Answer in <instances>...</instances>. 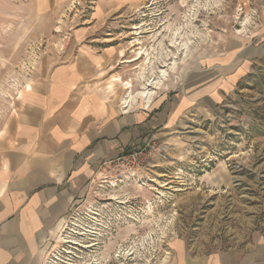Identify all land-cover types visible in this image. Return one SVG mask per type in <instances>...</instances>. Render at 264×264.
I'll list each match as a JSON object with an SVG mask.
<instances>
[{
	"label": "rangeland",
	"instance_id": "374dc122",
	"mask_svg": "<svg viewBox=\"0 0 264 264\" xmlns=\"http://www.w3.org/2000/svg\"><path fill=\"white\" fill-rule=\"evenodd\" d=\"M40 7L37 0H0V126L32 79L78 49L74 30L95 20L94 35L111 37L157 19L160 34L146 45L160 56L171 53L162 48L166 38L177 46L182 37L193 52L242 24L254 31L264 19V0H64L54 10ZM132 34L111 44L129 53ZM143 54L150 55L142 49L137 56ZM202 107L156 134L140 165L103 167L79 198L74 217L93 216L83 228L100 232L88 238L100 250L116 245L111 255H121L107 264H173L178 252L190 262L221 256L264 264V58L223 102ZM105 262L98 254L90 263Z\"/></svg>",
	"mask_w": 264,
	"mask_h": 264
},
{
	"label": "crops",
	"instance_id": "0c3cea01",
	"mask_svg": "<svg viewBox=\"0 0 264 264\" xmlns=\"http://www.w3.org/2000/svg\"><path fill=\"white\" fill-rule=\"evenodd\" d=\"M37 2L50 11L64 0ZM157 22L144 18L111 37L94 35L91 26L94 30L99 20L77 28L78 49L23 89L0 126V264H91L98 254L105 264L119 260L120 254L111 255L116 245L100 250L88 238L89 232L100 233L83 228L82 221L93 216L73 214L90 181L103 173L102 163L134 145L148 146L206 100L223 102L264 58L263 18L254 31L242 24L218 40L201 42L189 56L182 37L177 46H169L167 38L162 45L173 56L156 55V47L146 45L160 34L164 23ZM132 32L129 53L111 44ZM142 49L150 53L147 58L137 56ZM176 258L173 264H231L221 256L190 262L178 252Z\"/></svg>",
	"mask_w": 264,
	"mask_h": 264
},
{
	"label": "built area",
	"instance_id": "2783aa9c",
	"mask_svg": "<svg viewBox=\"0 0 264 264\" xmlns=\"http://www.w3.org/2000/svg\"><path fill=\"white\" fill-rule=\"evenodd\" d=\"M147 146H132L129 151L122 153L113 161L103 162L102 167L112 166L118 169L120 166L131 167L140 165L146 157Z\"/></svg>",
	"mask_w": 264,
	"mask_h": 264
},
{
	"label": "bare ground",
	"instance_id": "6f19581e",
	"mask_svg": "<svg viewBox=\"0 0 264 264\" xmlns=\"http://www.w3.org/2000/svg\"><path fill=\"white\" fill-rule=\"evenodd\" d=\"M178 31V30H177ZM175 32L176 31H174V34L173 35H175ZM182 47V46H181ZM184 50H186L187 52H186V55L185 56H189L190 54H191V49H189V42H187V43H185L184 44ZM183 50V51H184ZM193 51V50H192ZM185 53V52H184ZM167 54H168V52H167ZM173 56V55H172ZM168 57V56H167ZM173 59V58H172ZM162 61V60H161ZM171 62H172V60H171ZM175 67V62H173L172 63V65H171V68H174ZM161 69V68H160ZM164 69V68H163ZM160 71V70H159ZM158 76V75H157ZM162 76H164V72H162V74L161 75H159L156 79H155V82H158V81H160V79H161V77ZM147 83L148 84H150V83H152V81H150L149 79H147ZM147 92L146 91H144V92H142V94H144L145 96H147V94H146ZM130 96H131V94H130ZM128 98L129 97H126V99H125V103H127L129 100H128ZM132 98V97H131ZM131 98H130V100H131ZM133 99V98H132ZM146 99V98H145Z\"/></svg>",
	"mask_w": 264,
	"mask_h": 264
}]
</instances>
